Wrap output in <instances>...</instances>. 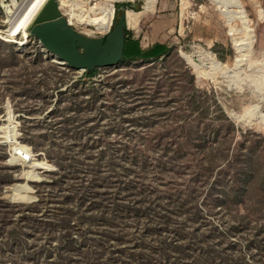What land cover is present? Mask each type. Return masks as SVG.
<instances>
[{
	"label": "rangeland",
	"instance_id": "rangeland-1",
	"mask_svg": "<svg viewBox=\"0 0 264 264\" xmlns=\"http://www.w3.org/2000/svg\"><path fill=\"white\" fill-rule=\"evenodd\" d=\"M13 1L0 0V264H264V0H161L139 40L164 56L94 78L54 62ZM28 1L35 17L46 5ZM85 1L58 3L85 35L89 12L90 37L115 6L131 20L145 3Z\"/></svg>",
	"mask_w": 264,
	"mask_h": 264
},
{
	"label": "water",
	"instance_id": "water-1",
	"mask_svg": "<svg viewBox=\"0 0 264 264\" xmlns=\"http://www.w3.org/2000/svg\"><path fill=\"white\" fill-rule=\"evenodd\" d=\"M127 11L114 17L111 31L102 37H90L76 30L62 14L58 0H49L36 17L31 34L51 58L75 71L116 67L124 58Z\"/></svg>",
	"mask_w": 264,
	"mask_h": 264
},
{
	"label": "crops",
	"instance_id": "crops-1",
	"mask_svg": "<svg viewBox=\"0 0 264 264\" xmlns=\"http://www.w3.org/2000/svg\"><path fill=\"white\" fill-rule=\"evenodd\" d=\"M85 1V0H81ZM127 1H133V0H122L121 2H127ZM145 3L141 5V8L139 7L138 9H133V17L131 20H129L130 15H127V29L129 31V34L126 36V43H125V50H124V56L129 57V58H137V57H142V55L146 54L150 49L153 48L150 47L148 49H143L139 40L140 33L143 31V28L149 25V22L151 21L152 16L157 15V12L159 13L161 9V5L163 2L161 0H144ZM86 2V1H85ZM88 3V1H87ZM133 5H128L126 8L132 7ZM127 11V10H126ZM128 14V11H127ZM86 34L91 36L94 33L90 29V19H89V12H87L86 15ZM157 18H161L160 15H157ZM149 27V26H148ZM254 40V46L252 49V52L250 55H252L255 47V42H256V33H254L253 36ZM158 44V43H156ZM160 52V51H159ZM205 55L209 56L211 59L210 53H205ZM198 58L203 59L204 62H207L208 60L206 58H203L200 54L197 55ZM216 58V57H215ZM251 56L248 58L246 68L248 66V63L250 61ZM262 76V75H260ZM263 77V76H262Z\"/></svg>",
	"mask_w": 264,
	"mask_h": 264
},
{
	"label": "trees",
	"instance_id": "trees-1",
	"mask_svg": "<svg viewBox=\"0 0 264 264\" xmlns=\"http://www.w3.org/2000/svg\"><path fill=\"white\" fill-rule=\"evenodd\" d=\"M40 1L42 2V5L44 6L48 0H40ZM23 5H24V8L26 9V11L28 13V16L30 18H34L35 19L36 17L33 14V11L31 9V6H30L29 1L28 0H23ZM140 8H141V6H140ZM115 9H116V11L114 12V14H116V18H119L124 13V11L120 12L119 11V7H117V6H115ZM13 12L16 15V17L19 19L20 24L23 25V26H25V27H28L21 20V18L17 15V13L15 12V10ZM127 34H129L128 29H127L126 35ZM166 50L167 49H166V47H164V45H161L160 43H158V44H155L153 46V48L150 49L146 54L142 55L141 58H144V59H158V58L164 56V53H165ZM97 72H98V70L95 69L92 72H86L85 74H86V77H88V78H94L96 76Z\"/></svg>",
	"mask_w": 264,
	"mask_h": 264
},
{
	"label": "bare ground",
	"instance_id": "bare-ground-1",
	"mask_svg": "<svg viewBox=\"0 0 264 264\" xmlns=\"http://www.w3.org/2000/svg\"><path fill=\"white\" fill-rule=\"evenodd\" d=\"M17 1L18 0H15L14 2H13V5H14V7L16 8H14V10H15V12L17 13V15L21 18V20L27 25V26H29L34 20H32L29 16H28V13H27V11H26V9L24 8V5H23V1H21L22 3L21 4H18L17 3ZM88 1V3L89 2H93V1H95V0H87ZM128 14H129V11H128ZM18 34V33H17ZM16 34V35H17ZM12 37V36H11ZM46 54L47 55H54V54H52V53H48V52H46ZM54 62H55V60H54ZM11 149H12V147H11ZM11 162H12V157H11Z\"/></svg>",
	"mask_w": 264,
	"mask_h": 264
}]
</instances>
